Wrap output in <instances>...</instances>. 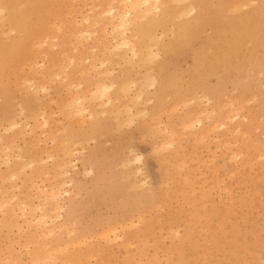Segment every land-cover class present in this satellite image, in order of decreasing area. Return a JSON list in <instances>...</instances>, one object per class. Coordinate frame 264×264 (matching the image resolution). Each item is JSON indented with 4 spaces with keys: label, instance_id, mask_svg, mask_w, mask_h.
<instances>
[{
    "label": "rangeland",
    "instance_id": "obj_1",
    "mask_svg": "<svg viewBox=\"0 0 264 264\" xmlns=\"http://www.w3.org/2000/svg\"><path fill=\"white\" fill-rule=\"evenodd\" d=\"M13 1L16 12H28L19 16L27 28L13 27L4 9L0 39L29 40L8 59L1 81L0 264L48 258L35 254L34 224L72 237L41 264H264V23L257 35L241 28L264 10V0H198L189 14L177 12L190 0L172 1L176 19L154 28L158 40L144 65L146 52L137 61L126 46L111 47L110 16L101 12L123 9L121 2ZM154 1L147 17L168 15ZM133 11L141 16L137 23L146 21L144 10ZM85 17L107 26L88 25ZM87 29L93 34L78 42ZM104 46L114 51L104 55ZM99 83L113 86L90 103ZM77 94L87 95L85 114L75 113L76 103L67 108ZM189 193L194 201L185 199ZM200 203L205 214L191 224L192 239L180 244L187 215Z\"/></svg>",
    "mask_w": 264,
    "mask_h": 264
},
{
    "label": "bare ground",
    "instance_id": "obj_2",
    "mask_svg": "<svg viewBox=\"0 0 264 264\" xmlns=\"http://www.w3.org/2000/svg\"><path fill=\"white\" fill-rule=\"evenodd\" d=\"M41 1H44V0H41ZM40 0H37V2H36V4H37V6H40L41 4H42V2H41ZM74 1V0H73ZM112 1H114V0H112ZM115 1H118V2H121V4H122V7H123V9H119V10H117V8L115 7V6H111V7H109L108 8V10L107 11H103V12H101V14L103 13V15L104 14H107L108 16H110L109 17V20L108 21H110V23L109 24H112V26L110 27L111 29H109L110 30V33H111V37H112V41L114 42V44L115 45H113V46H111V47H113L115 50H118V49H121V48H123V46H124V48H125V46L128 48V50L127 51H129V52H131V54H132V56H133V60H134V58L135 59H140L141 58V60H142V56H143V53L144 52H146L145 54H147V56L145 55V57L147 58V57H149V58H147V60H142V61H139V59L137 60V61H139V62H141L142 64L143 63H145V62H147V61H149L151 58H150V56L151 55H153V47H154V45L156 46V41L158 40V36H157V38L156 37H154L155 35H154V28L156 27V26H162V25H164V23H165V20H166V18H167V20H175L176 19V14L175 13H172L173 11H172V9H171V6H170V3L172 2V1H175V0H155L154 2V8H156V9H158V11H160V13H165L166 11H167V14L168 15H165L164 14V16H163V18H161V19H154V20H152V19H149L147 16L150 14V12L152 11V8H153V6L151 5V0H115ZM178 1H180V2H182L183 0H178ZM29 2H31V1H29ZM84 2V1H83ZM245 2H246V0H245ZM20 3V2H19ZM81 3H82V1H81ZM112 3V2H111ZM36 4H35V6H34V10H36L37 9V6H36ZM241 5H242V3H240ZM19 5V4H18ZM17 5V6H18ZM74 5V2L71 4V6H73ZM107 5H109V4H107ZM161 5H163V6H161ZM70 5H68V7H71ZM198 6H199V4H198V0H190L189 1V3H187L185 6H183V7H181V8H179V10H178V12L177 13H181L182 12V14L183 13H190V12H195V10L198 8ZM240 6V5H239ZM238 5H237V7L240 9V7H239ZM16 7V6H15ZM15 7H14V1L13 0H0V15H2V12L4 11V9H7V10H9V16H10V19H11V24H12V26L13 27H15L16 29H18V30H21V28H27V24H26V22L25 21H23V22H21L20 20H22L23 18L22 17H20L19 18V16H24V15H27V13L28 12H24V13H19V12H16V9H15ZM96 7H98V6H96ZM95 7V8H96ZM187 7V9H185ZM17 8V7H16ZM18 8H19V6H18ZM71 8H73L74 9V7H71ZM70 8V9H71ZM75 8L77 9L78 7H77V5H75ZM92 8V7H91ZM235 9L234 10H237L238 8H236V7H234ZM69 9V8H68ZM92 9H94V7L92 8ZM136 9H140V10H144V12H143V14H142V17L143 16H146V21L144 22V23H141V24H139V23H137L136 22V17H138L139 19H140V17L139 16H135V18L133 17V10H136ZM238 9V10H239ZM234 10L232 9L231 11H233L234 12ZM237 10V11H238ZM90 11H91V9H90ZM89 11V12H90ZM264 10L262 9L259 13L257 12L256 14H254L253 15V19H252V16L251 17H247L243 22H242V26H241V28H242V31L246 34V35H248V36H252V35H257L259 32H261L262 31V27H261V24H263L264 23V17H261L262 16V12H263ZM139 12V11H138ZM146 14H148V15H146ZM187 14V15H188ZM102 15V16H103ZM135 15V14H134ZM65 16V15H64ZM180 16H181V14H180ZM180 16H179V18H180ZM2 18H4L3 17V15L1 16ZM61 18V17H60ZM106 18V17H105ZM198 18L199 17H197L196 18V20H198ZM94 20H92V17H85V20H84V22L85 23H89L88 25H91V24H94V26L95 25H100L101 23H103V24H105V26H107L106 25V20H102L101 18H99V17H97L96 19H95V17L93 18ZM139 19H137V20H139ZM149 19V20H148ZM4 20V19H3ZM2 21V20H1ZM93 22V23H92ZM112 22V23H111ZM61 23H64V22H61ZM61 23H60V26H63V25H61ZM55 24V23H54ZM53 24V25H54ZM190 23H185V24H183V25H178L179 26V32L182 30V31H185L188 27H187V25H189ZM57 26H59V24L57 25ZM56 26V27H57ZM93 25H92V27H94ZM104 26V28H103V32H102V39H104V45H106L107 43H108V40H107V38H105V36H107L108 34H107V30H105L107 27H105ZM59 29V27H57V30ZM9 30H11V29H9ZM56 30V31H57ZM61 30V29H60ZM79 31H80V28L78 29ZM55 31V32H56ZM59 31V30H58ZM61 32V31H60ZM79 33H81V32H79ZM85 32H82V34H84ZM76 34H78V32L76 33ZM93 33H92V31H90L89 29H87L86 30V33L84 34V35H80V39L82 38L83 39V37L85 38V37H88V36H91ZM130 34H132L133 36H134V39H131V35ZM21 36V37H20ZM14 35L13 36V38H12V41L10 42V43H5L3 40H1L0 39V90H1V81H2V77H4V69H5V67L8 65V59L9 58H12L15 54H17L19 51H20V49L22 48V46L24 45V41H28L29 39H28V37L26 36V35ZM58 36V35H57ZM57 36H56V38H57ZM83 36V37H82ZM120 36V37H119ZM48 37V36H47ZM47 37H45V39L44 40H42L41 42H40V44H39V47H38V43H37V48L40 50V47L42 46L41 44H46V43H48V41L46 40V38ZM156 38V39H155ZM28 39V40H27ZM80 39H78V40H80ZM80 40V41H78V42H80L81 43V41H83V40ZM110 39V38H109ZM53 40V39H52ZM51 40V41H52ZM156 40V41H155ZM54 41V40H53ZM112 41H110V42H112ZM46 42V43H45ZM23 43V44H22ZM83 43V42H82ZM22 44V45H21ZM49 44H51V42L49 43ZM41 45V46H40ZM33 46H35V45H33ZM54 46V45H53ZM96 46V45H95ZM95 46L93 45L92 46V51L93 52H95V51H97V49L95 48ZM36 47V46H35ZM36 48V49H37ZM110 49V50H109ZM130 49V50H129ZM31 51V50H30ZM37 51V50H36ZM36 51H34V52H36ZM103 51H104V55H108V53L110 52H113L112 51V48H106L105 46L103 47ZM39 51H37V53H38ZM106 52H108V53H106ZM32 53V52H31ZM40 53V52H39ZM34 54V56H36L35 55V53H33ZM32 54V55H33ZM43 54V53H42ZM45 54V53H44ZM102 54V53H101ZM131 54L129 55L131 58H132V56H131ZM116 55H120L119 53H117ZM126 55V54H125ZM110 56V55H109ZM108 56V57H109ZM30 57H32V56H30ZM152 57V56H151ZM88 58V57H87ZM87 58L85 59V60H87ZM105 58V57H104ZM121 58H125V56H123V57H121ZM29 59V58H28ZM73 59H75V58H73ZM143 59H144V56H143ZM26 60V59H25ZM91 60V59H90ZM101 60V59H100ZM106 60L107 59H105V60H101V62H99V63H101L102 65L101 66H105L107 63H106ZM127 60V59H126ZM22 61H24V60H22ZM31 61H33V60H31ZM128 61H130V59L128 60ZM127 61V62H128ZM132 61V60H131ZM27 63L28 62H30V59H29V61H26ZM88 62V61H87ZM138 62V63H139ZM36 63V62H35ZM34 62H33V64H35ZM38 63V62H37ZM131 63V62H130ZM129 63V64H130ZM137 63V62H136ZM23 64H24V62H23ZM92 64V63H91ZM95 64V67H97L96 66V63H94ZM127 64V63H126ZM141 64V65H142ZM30 65H32V64H30L29 63V67H30ZM39 65V64H38ZM37 65V67H39ZM41 65V64H40ZM61 65V64H60ZM60 65L58 66V68L60 67ZM132 65V64H131ZM135 65H139V64H135ZM144 65V64H143ZM34 67H35V65H33ZM33 66H31L30 67V71H31V69L32 68H34ZM92 66V65H91ZM89 66L90 68H92V67H94V66ZM23 67V66H22ZM21 68V67H20ZM54 68V67H53ZM63 68V67H62ZM61 68V69H62ZM97 68H99V67H97ZM96 68V69H97ZM38 69V68H37ZM42 69V68H41ZM21 70V69H20ZM65 70V69H64ZM19 71V70H18ZM33 71V70H32ZM63 71V70H62ZM87 71H88V69H87ZM56 72V71H55ZM58 72V71H57ZM65 72V71H64ZM63 72V76H64V73ZM104 73V72H103ZM55 74V73H54ZM53 73H52V76L54 75ZM61 74H62V72H61ZM61 74H60V68H59V74H57V75H59V77L57 76V75H54V76H57V78H60V76H61ZM105 74V73H104ZM66 75V74H65ZM53 76V77H54ZM65 77V76H64ZM64 77H61L62 79L64 78ZM66 77H67V75H66ZM52 79V77H50L49 76V79ZM50 79V80H51ZM61 80V79H60ZM63 80H66V79H63ZM49 81V80H48ZM16 82V81H15ZM31 83V82H30ZM33 83H35V82H33ZM102 84H104V83H101V85H100V83L97 85V88L95 87V90H93V91H91V94H90V97L88 98V101L90 102V103H92L91 101H95V100H97L98 98H97V94H98V96H101V98H103V97H105L110 91H111V89H112V86L110 85V86H105V85H102ZM32 85V84H31ZM128 85V84H127ZM96 86V85H95ZM33 87H36V85H33ZM39 87H41V86H39ZM42 87H43V85H42ZM43 89H47V88H44L43 87ZM89 89H86V91H88ZM82 93H84V92H82ZM87 93V92H86ZM80 94H81V92H80ZM9 95H7L6 97L7 98H9L8 97ZM77 96V97H76ZM75 96V98L74 99H71L70 101H68L69 102V104L70 105H68V104H66V106H67V108L69 107V106H71V105H73V103H76V107H75V105L73 106V108L72 109H75V108H77L78 106H80L81 107V109L79 108L78 110L77 109H75V110H77V112H75V113H77V114H85L84 113V111L86 112V109H85V107H84V102H86V98H87V95H76ZM107 97V96H106ZM110 98H108V101L110 102ZM6 101H9V100H6ZM67 103V102H66ZM77 104H78V106H77ZM82 105H83V107H82ZM124 106V105H123ZM121 108H123V107H121ZM71 109V110H72ZM67 110H69V109H67ZM74 110V111H75ZM121 110V109H120ZM119 110V111H120ZM73 111V110H72ZM9 113V111H7L6 112V115ZM70 113V112H69ZM45 114V113H44ZM73 114H74V112H73ZM70 115L71 117L70 118H72V116H74V115H76V114H74V115ZM45 117H47V115L45 114L44 115ZM227 116H228V114H227ZM226 116V117H227ZM82 117V116H81ZM233 117V116H232ZM73 118H75V117H73ZM72 118V119H73ZM85 117H83V119H84ZM117 118V117H116ZM115 118V120H117ZM228 118V117H227ZM235 119V118H234ZM226 120V119H225ZM228 120H230V119H228ZM231 120H232V118H231ZM230 120V121H231ZM47 121H48V119H45V121H44V123H47ZM120 121H123V120H120ZM119 121V122H120ZM197 121V123L198 124H202L201 123V121L198 119V120H196ZM118 122V121H117ZM224 123V122H223ZM222 123V126H224L225 125V123L223 124ZM183 125H184V127H186V128H188V127H191V125H192V123L189 121V120H183ZM221 125V124H220ZM227 125V124H226ZM14 127H16V126H14ZM14 127H12V128H14ZM31 130H34V128L33 129H31ZM237 131V130H236ZM167 132V131H166ZM165 133V132H164ZM168 133H169V136H174V134H175V132L174 131H171V129H170V131H168ZM237 142V141H236ZM164 143V142H163ZM162 143V144H163ZM63 144H67V142L65 143H63ZM161 144V147L165 144H163L162 145ZM65 146V145H64ZM170 146H171V144H170ZM239 153V152H238ZM259 153V152H258ZM234 154H237V153H234ZM240 154V153H239ZM261 155H262V152L260 153ZM264 154V153H263ZM238 155V154H237ZM232 157H234V156H231V159L230 160H232ZM262 157V156H261ZM261 157L260 156H258V158H260L261 159ZM236 158V157H235ZM135 160H136V162H140L141 160H142V156L141 155H136L135 156ZM134 160V161H135ZM257 160V159H256ZM65 163V162H64ZM128 164V163H127ZM65 165V164H64ZM184 165V164H183ZM61 166H62V164L61 163H57V167H59V168H61ZM129 166V165H128ZM130 169V168H129ZM136 172V171H135ZM126 173V172H125ZM15 175V174H14ZM115 178H116V175H115ZM104 180H106V178L104 179ZM187 185H189V183H186ZM110 187V190L111 191H115L116 190V188L115 187H117L116 186V183L115 182H113L111 185H109ZM118 188V187H117ZM121 190V189H120ZM124 190V189H123ZM122 190V191H123ZM126 191V190H125ZM53 195H55L53 192H51ZM13 196V195H12ZM185 199L186 200H195L196 198H195V196H191L190 195V193L185 197ZM1 205V204H0ZM40 206V205H39ZM43 206V205H42ZM40 207V208H42V209H44V207ZM1 207L2 206H0V209H1ZM24 213H23V211H22V213H23V215L22 216H26L27 217V215H25L26 214V204H24ZM29 214H31L30 212H29ZM204 214H205V208H204V206L200 203V206H198L197 208L195 207V209H194V211L193 212H191V213H189L187 216H188V219H189V223H187L186 225H185V233L180 237V244H183L187 239H192V236H193V231H192V229H191V224L192 223H198V221H200V219L204 216ZM41 217V216H40ZM46 217H48L47 216V214L46 215H43L41 218H39L38 220H36V222H40V223H42L43 222V220H46ZM49 218V217H48ZM141 218H143L144 219V217L142 216ZM26 219V218H25ZM35 219V218H34ZM29 222V223H28ZM27 223H28V225H30L31 223H30V220L28 221ZM32 222V221H31ZM33 223V222H32ZM46 223V222H45ZM139 223V222H138ZM39 224V223H38ZM40 225V224H39ZM42 225V224H41ZM41 225L40 226H38V225H36V224H34V226H35V229H36V232L34 233V237H35V241H36V243H35V247H34V251H35V254H44L45 252L48 254L47 255V259H42V258H39V257H41V256H38L35 260H34V263L35 264H41V261L43 260L45 263L47 262L48 263V259H50L49 257H52V255H51V252L50 251H54V250H56L57 248H54V245H58V243H60L61 242V239H65V241L66 242H69L70 240H71V235L68 233V234H66V235H62V234H57V235H55L54 233H53V230H49V234H45L43 231H40L39 229H38V227H41ZM62 226V225H61ZM61 228V227H60ZM113 229H115V228H112V231H113ZM108 230H109V232L111 233V230H110V227L108 228ZM107 230V231H108ZM56 232V231H55ZM58 232V231H57ZM109 232L108 233H106V235H109ZM104 233V234H105ZM106 235H104V237H109V236H106ZM113 235H114V233H113ZM50 236H54V238H52V239H50ZM115 236H116V233H115V235L113 236L114 237V239H115ZM118 236V235H117ZM111 240V239H110ZM77 243H79V242H77ZM81 243V242H80ZM81 245V244H80ZM60 246V245H59ZM67 246H69L68 244H67ZM65 247L64 248V251L65 250H67L68 249V247ZM49 249H51V250H49ZM63 250V247H61V248H59V250ZM47 251H49V253H50V255H49V253L47 252ZM52 251V252H53ZM56 252H57V250H56ZM59 253H62V252H60L59 251ZM50 260H53L52 258L50 259ZM57 260V259H56ZM42 261V262H43ZM0 263H1V261H0ZM32 263V262H31ZM66 262H62L61 264H65ZM9 264V263H8ZM16 264H22L21 262H18V263H16Z\"/></svg>",
    "mask_w": 264,
    "mask_h": 264
}]
</instances>
